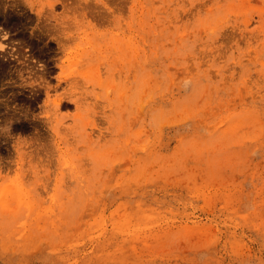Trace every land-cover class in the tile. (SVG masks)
<instances>
[{
	"label": "rangeland",
	"instance_id": "374dc122",
	"mask_svg": "<svg viewBox=\"0 0 264 264\" xmlns=\"http://www.w3.org/2000/svg\"><path fill=\"white\" fill-rule=\"evenodd\" d=\"M0 264H264V0H0Z\"/></svg>",
	"mask_w": 264,
	"mask_h": 264
},
{
	"label": "bare ground",
	"instance_id": "6f19581e",
	"mask_svg": "<svg viewBox=\"0 0 264 264\" xmlns=\"http://www.w3.org/2000/svg\"><path fill=\"white\" fill-rule=\"evenodd\" d=\"M86 4V3H85ZM107 4V3H106Z\"/></svg>",
	"mask_w": 264,
	"mask_h": 264
}]
</instances>
